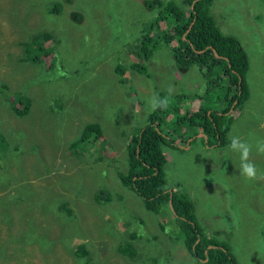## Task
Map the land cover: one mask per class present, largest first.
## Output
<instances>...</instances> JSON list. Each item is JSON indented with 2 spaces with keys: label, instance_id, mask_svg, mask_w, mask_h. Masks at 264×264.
I'll return each instance as SVG.
<instances>
[{
  "label": "rangeland",
  "instance_id": "rangeland-1",
  "mask_svg": "<svg viewBox=\"0 0 264 264\" xmlns=\"http://www.w3.org/2000/svg\"><path fill=\"white\" fill-rule=\"evenodd\" d=\"M167 2L190 8L187 0H0V264H201L180 240L172 245L165 237V209L159 216L146 211L118 179L127 171L131 135L160 100L181 103L179 114L214 102L204 94L205 72L175 67L174 42L158 44L144 72L129 67L140 63L133 51ZM53 4L57 14L49 13ZM208 11L245 52L248 98L229 109L220 148L197 135L185 140L180 129L169 134L178 148L162 147L165 189L178 186L201 237L226 244L236 264H264V0H210ZM174 25L166 17L151 34L171 35ZM41 33L50 37L43 42L49 56L24 61L25 45L36 48L40 42L31 39ZM14 98L20 117L9 107ZM87 124L98 126L99 138L75 144ZM128 241L132 260L115 252ZM77 246L87 258L74 256Z\"/></svg>",
  "mask_w": 264,
  "mask_h": 264
},
{
  "label": "trees",
  "instance_id": "trees-1",
  "mask_svg": "<svg viewBox=\"0 0 264 264\" xmlns=\"http://www.w3.org/2000/svg\"><path fill=\"white\" fill-rule=\"evenodd\" d=\"M187 2L188 6L192 8H188L186 11L172 2L160 5L158 16L147 27L150 36L147 34L143 36L141 46L133 51L135 55L141 54L142 59L140 63H131L129 67L133 71L144 72L143 61H147L151 57L156 46L158 44L170 46L174 42L169 50L175 67L178 70L186 71L191 66H196L198 70L205 72V75L211 79L209 80L210 91L206 90L204 94L212 93L214 102L210 107L207 104L199 105L190 112L185 110L179 114L181 103L175 106L179 103L178 101L160 100L149 112L145 124L134 135H131L126 145L127 171L124 175H118V179L121 185L127 187L141 199L146 211L159 216L164 212L162 209H165L168 217L166 222L170 224L168 235L165 237L171 241L172 245L176 240H180V244L201 264H236L226 244L201 237V231L195 222L193 205L178 186L175 191L165 189L163 166L166 157L162 152V147L176 146L174 138L169 137V134H175L174 130L180 129L182 133H178V136L187 135L185 140L192 139L197 135L200 142L204 141V145L208 148H220L226 145L225 135L232 123L228 111L230 108L234 110L242 105L247 100L249 93L245 83L248 61L238 41L231 36L222 34L217 28L208 11L210 0H187ZM59 9L58 4H53L49 13L57 14ZM70 16L71 20L77 23L81 21V16L77 13H71ZM166 17L175 23L171 35L166 33L165 29H161L157 34H151L152 30L158 27V23ZM47 39H50L47 33L35 35L31 41L40 43L33 50L25 45L24 61L37 63L41 57L49 56L50 49L43 46V42ZM116 70L122 77L123 68L117 65ZM220 81L225 82L222 89L224 93L221 97L214 94V89L221 85ZM177 98L185 100L189 97L179 95ZM16 104H18V100L14 98L9 103V107L15 116L20 117L23 114L18 111ZM167 124L170 125V129L162 132L160 127ZM93 136L95 139L99 138V128L95 124H87L83 127L81 136L75 144L90 143L94 140ZM74 146V144L70 145V147ZM101 198L102 195L94 196L96 202H100ZM168 203H170L171 209ZM60 209L69 212L65 205H61ZM164 225H166L164 222L159 223L161 231H164ZM128 237L134 240L135 234H129ZM115 252L118 256L128 260H132L136 256L131 241L120 243ZM88 255L86 251L81 250V247H76L75 257L85 259ZM147 261L149 264L159 262L158 259L149 260V258Z\"/></svg>",
  "mask_w": 264,
  "mask_h": 264
},
{
  "label": "water",
  "instance_id": "water-1",
  "mask_svg": "<svg viewBox=\"0 0 264 264\" xmlns=\"http://www.w3.org/2000/svg\"><path fill=\"white\" fill-rule=\"evenodd\" d=\"M190 8H192V7H190ZM217 57V56H216ZM235 103V102H234ZM199 136H202V135H199ZM168 206H169V208H170V203H168ZM171 209V208H170ZM208 248H210V247H208Z\"/></svg>",
  "mask_w": 264,
  "mask_h": 264
},
{
  "label": "flooded vegetation",
  "instance_id": "flooded-vegetation-1",
  "mask_svg": "<svg viewBox=\"0 0 264 264\" xmlns=\"http://www.w3.org/2000/svg\"><path fill=\"white\" fill-rule=\"evenodd\" d=\"M177 147V146H176Z\"/></svg>",
  "mask_w": 264,
  "mask_h": 264
}]
</instances>
